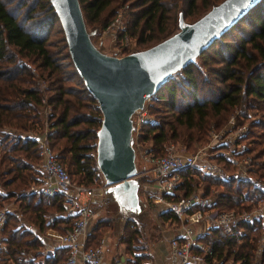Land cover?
Here are the masks:
<instances>
[{
	"label": "trees",
	"instance_id": "obj_1",
	"mask_svg": "<svg viewBox=\"0 0 264 264\" xmlns=\"http://www.w3.org/2000/svg\"><path fill=\"white\" fill-rule=\"evenodd\" d=\"M78 1L86 22L100 24L101 28L119 8L127 5L128 35L136 48L144 49L176 30L173 8L179 2L185 5V13L195 18L221 0ZM182 13L185 18L184 10ZM56 23L63 33L60 47L48 40ZM61 29L50 0H0V131L5 126L14 131H7L0 139V206L12 198L13 191L37 182L33 166L11 153L38 159L39 136H46L51 148L57 149V158L73 181L89 186L101 183L94 160L101 113L71 60ZM128 50L124 49V53ZM197 59L168 78L146 102L148 111L153 103L163 105L168 118H154L142 124L141 140L151 141L149 152L153 157L161 156L169 141H182L192 148L196 142H206L211 129L225 127L234 113V126L248 120L247 133L236 141L252 142L242 153L249 155L255 144L264 141V114L262 119H251L249 113L258 108L264 111V0L215 39ZM42 81L46 82L43 88ZM43 99L50 107L46 118L39 110ZM218 160L231 168L223 157ZM249 164V171L264 179V164L256 160ZM181 175L176 198L197 189L206 195L213 188L217 191L218 210L250 209L264 201L263 190L235 176L221 180L192 168L184 169ZM150 180V176L141 178L143 185ZM61 199L60 195L47 196L35 191L18 197V210L38 231L46 227L64 231L70 227L71 218L60 215ZM48 217L53 219L46 222ZM158 217L161 222L175 220L169 211L159 213ZM16 218L15 213H8L1 229L0 242L4 246L0 249V264H60L66 249L57 248L53 254L45 255L41 241L33 231L17 226ZM107 221L100 220L91 226L88 245L98 242L100 222L108 225ZM125 227L121 241L127 253L134 256L131 264H141L149 255L144 246L132 242L137 239L138 229L131 222ZM261 234L259 222L243 221L230 234L210 228L199 240L211 247L216 259L264 264V238L261 252L256 253ZM136 250L139 254L135 255Z\"/></svg>",
	"mask_w": 264,
	"mask_h": 264
},
{
	"label": "built area",
	"instance_id": "obj_2",
	"mask_svg": "<svg viewBox=\"0 0 264 264\" xmlns=\"http://www.w3.org/2000/svg\"><path fill=\"white\" fill-rule=\"evenodd\" d=\"M129 20L130 17L119 9L98 37V41L103 37L107 38L108 47L118 56L126 54L124 49L132 50L135 46V41L126 32ZM42 102L44 103V99ZM42 107L44 108L39 110L46 114L47 106ZM153 119L146 106L137 111L133 118L134 135H139L142 124L152 122ZM234 122V116L230 115L225 127L220 130H211L208 141L196 146L192 151L177 147L170 142L165 146L166 149L161 156L147 158L148 149H142L140 153L143 158H147L152 163L150 169L152 176L150 175L151 180L145 184L144 195L161 210L163 208L175 217L173 220L175 233L166 241V250L172 257L171 264H237L231 259L226 261L216 259L211 247L201 242L199 237L206 234L210 228H219L223 233L230 234L243 221L261 224L262 234L256 253L259 254L262 250L264 201H259L255 207L250 209L218 210L215 208L216 191L203 195L197 189L187 196L178 198L174 196L182 181L181 172L188 168L221 180L235 176L264 191V180L249 174L250 171L246 167L249 158L242 156L249 146L244 141H236L238 137L247 133L248 128L245 125L234 126ZM37 142L40 156L37 182L30 183L27 188L19 192L15 191V196L20 197L35 191L47 196L60 195L62 198L60 215L71 218L70 227L64 231L46 227L42 232L36 233L37 238L43 244L45 255L53 254L57 248H65L66 257L60 264H102L108 237L101 236L94 245H88L87 240L95 219V212L92 208L93 199L103 195L104 182L100 178V184L89 186L73 181L71 175L58 160L57 153L51 148L46 136H39ZM220 157L235 167L234 172L228 171L225 164L218 160ZM10 212V208L0 207V231ZM52 219L48 217L46 222ZM24 228L34 231L30 229L31 223L29 222L24 223ZM141 264L154 263L147 258Z\"/></svg>",
	"mask_w": 264,
	"mask_h": 264
},
{
	"label": "water",
	"instance_id": "obj_3",
	"mask_svg": "<svg viewBox=\"0 0 264 264\" xmlns=\"http://www.w3.org/2000/svg\"><path fill=\"white\" fill-rule=\"evenodd\" d=\"M260 1L221 0L187 23L180 9L176 31L147 48L118 56L107 52L102 42L95 45L78 0H50L71 60L101 113L94 160L105 187L94 202L110 198L119 209L141 212L138 193L142 168L137 163L134 114L168 78L195 61Z\"/></svg>",
	"mask_w": 264,
	"mask_h": 264
},
{
	"label": "rangeland",
	"instance_id": "obj_4",
	"mask_svg": "<svg viewBox=\"0 0 264 264\" xmlns=\"http://www.w3.org/2000/svg\"><path fill=\"white\" fill-rule=\"evenodd\" d=\"M119 9H121L124 14H127L129 16L128 12L126 11V9H127L126 6L119 8ZM180 9H181V11L184 10V13H185L186 7L181 2H179L173 8V14H176V17H177V14H178ZM205 12H203V13H205ZM203 13H201L199 16H201ZM199 16H197V17L195 16V18H193L194 15H187L185 13V18H184L183 13H182L183 21L185 23L191 22V21L197 19ZM84 20H85V18H84ZM108 23L109 22H107L106 24H108ZM85 26H86L87 30L92 33V39H93L95 45H99V42H102L105 45L107 52H109V53L113 52V50L108 47V39L107 38L103 37L101 40L98 41V37L101 35V30L103 29L100 27V24H97V23L88 24L85 20ZM59 28H60L59 24L56 23L55 26L53 27V29L51 30L49 37H48V40L53 41L56 44L55 46H57V47L62 46V44L60 42V37L63 33H61L59 31ZM176 30H177V19H176ZM126 32H127V28H126ZM127 34H128V32H127ZM55 46L54 47L52 46V48L57 49ZM140 49H143V48H141V47L136 48L134 46V48L132 50H140ZM132 50H128V52L132 51ZM122 55H124V54H122ZM196 61L199 64L201 62L198 59ZM44 85H46V82L42 81L40 84L41 88H43ZM44 102H45V100H44ZM153 104H154L152 106L153 108L150 109L149 110L150 112L148 111V113L153 118H155L157 120L167 119L168 113H167V110L163 108V105H158V104L156 105L155 103H153ZM42 106H47V110H50V107H48L49 105H46V103H44V105H42ZM42 108H44V107H40L39 109H42ZM234 112H236V110ZM249 113L251 115V117H250L251 119L252 118L262 119L261 115L264 114V111H262L261 109L258 108V109L250 110ZM233 114H231V115H233ZM46 115H47V113L45 114L43 111L41 112V116L43 118L44 117L46 118ZM243 125L248 126V120H245V122L242 124V126ZM6 128H8V127L5 126L2 129L4 131H2V130L0 131V139L4 137V135L6 134L7 131H9L11 133L14 132L13 130H7ZM256 130H258L257 132H259L261 129H256ZM133 135H134V132H133ZM141 137H142V131L140 129L139 135H137V134L134 135L135 148H136V152H137V163H138V166L142 168L141 173H140V180L143 176H150V175L152 176V173L150 172V169L152 168V163L147 158L153 157L150 152L147 154V158H143V156L140 155V153L142 152V149H148V151H149L150 147H151V141H149V140L143 141V140H141ZM208 139H209V136H208ZM208 139H207V141H208ZM260 139L263 140L262 137ZM170 142L174 143L177 147H181L182 149L184 148L187 151H192L195 149L196 146L206 143V142H196V144L194 146L192 145L193 147L191 148V147H188L187 144H185L182 141H177V142L169 141L165 144V146L168 145ZM244 142L247 143V145L249 147H250V144H252V142L251 143L246 142V141H244ZM165 146L163 148L164 151L166 149ZM254 147H255V150L252 153H250L249 155L242 154V156H247L249 158V160L246 164V167L248 170H249V166H250L249 163L252 160L253 161L256 160L258 163L264 164V141L262 143L257 144V145L255 144ZM53 149L56 153H58L56 148H53ZM95 149H96V147H95ZM11 154L16 156L17 158H22V160L24 159L27 163L31 164V166H33V168L35 169L34 171L37 174L36 176H38V174H39L38 164L40 162V156L38 157V159H31L29 157H25L23 153L20 154L19 152H12ZM229 167H231V168H227L228 171L234 172L235 167L232 165H229ZM148 170H149V172H148ZM249 174L253 177L260 179V180H264V179H261V178L255 176V174L252 172H249ZM76 178H77V176L73 175V179L76 180ZM144 187H146V185H143V183H140V189H139L138 195H139V201H140L139 203H141L139 206V207H141V212L138 211V209L136 208L135 211L139 212L137 214H134V212H131L128 209H124V210L122 208L119 209L117 203L110 198H106L102 201L94 202V205L92 208H93V211L95 212V217H94L95 219L93 220L92 225H94L97 221L108 219V221H107L108 225H103V223L100 222V229H99L100 230L99 233L101 236L104 235V236L108 237L109 247H108L107 255H106L107 263L115 264L117 259H122V258L125 259L126 256H133V255H130L129 253H127V251L125 249V244H124V242L121 241L122 235L124 234V230L126 228L125 227L126 223L131 222L138 229L137 239L133 240L132 242L137 244L138 246H144V248H146V249L153 247L154 244L160 238L163 237L162 234L164 232H162V230H164L166 228V226H170V227L175 226V224L172 223L173 220H164V222H161V220L158 217L159 213L160 214L162 212L168 213V211L163 209V208L161 210V208L158 207V205L154 204V202H152V200L150 198L146 197L142 192ZM25 188H27V186L26 187L22 186L16 192H19ZM199 190L201 191V189H199ZM210 191H215V190L213 188H211ZM13 192H15V191H13ZM17 200H18V197H16L15 193H14L12 198L8 199V201H5L3 203V205L0 207L10 208V210H11L10 213L16 214L17 220L15 221V223L17 224V226H21L24 228V223L26 224L28 222L24 220L23 216H21V213L18 210L19 206H18ZM123 201H124V198H123ZM126 216H128V218H126ZM134 216H136V217H134ZM133 217H134V219H133ZM122 222H123V225H122ZM30 229H33L34 232L39 233V231L35 228V226L33 224H31ZM44 230H45V228H44ZM1 235L2 234L0 231V237H1ZM258 245H260V242ZM3 246H4V244L2 242H0V249ZM41 251L45 254V252L43 250V244H41Z\"/></svg>",
	"mask_w": 264,
	"mask_h": 264
},
{
	"label": "crops",
	"instance_id": "obj_5",
	"mask_svg": "<svg viewBox=\"0 0 264 264\" xmlns=\"http://www.w3.org/2000/svg\"><path fill=\"white\" fill-rule=\"evenodd\" d=\"M42 112V111H40ZM142 183V182H141ZM146 188H144V192H145ZM22 216V215H21ZM172 223H174V221H172ZM162 232H164L162 234V238H160L153 247L146 249L145 252L149 255V259H151L153 261L154 264H171L172 263V257H170V255L168 254V251L166 250V241L167 239H169L170 237H172V235L175 233L173 231V226H166V228L164 230H162ZM34 234H36V232L33 231ZM109 247V242L106 244V251H105V257L103 260L102 264H110L107 263L106 260V255H107V250ZM134 254H139V251H134ZM134 260V256H126L125 259H117V261L115 262V264H131V262H133Z\"/></svg>",
	"mask_w": 264,
	"mask_h": 264
}]
</instances>
